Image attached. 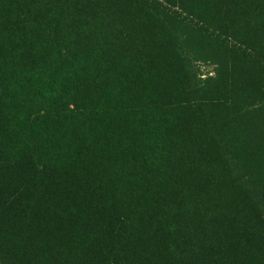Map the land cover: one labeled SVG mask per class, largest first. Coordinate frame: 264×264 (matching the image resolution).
Masks as SVG:
<instances>
[{"label": "trees", "instance_id": "trees-1", "mask_svg": "<svg viewBox=\"0 0 264 264\" xmlns=\"http://www.w3.org/2000/svg\"><path fill=\"white\" fill-rule=\"evenodd\" d=\"M0 264H264V0H0Z\"/></svg>", "mask_w": 264, "mask_h": 264}, {"label": "rangeland", "instance_id": "rangeland-1", "mask_svg": "<svg viewBox=\"0 0 264 264\" xmlns=\"http://www.w3.org/2000/svg\"><path fill=\"white\" fill-rule=\"evenodd\" d=\"M201 70L204 72V73H212V68H209V67H206V66H202L201 67Z\"/></svg>", "mask_w": 264, "mask_h": 264}]
</instances>
